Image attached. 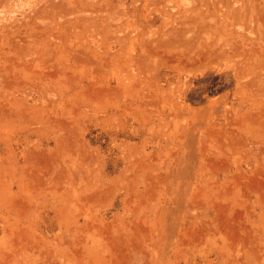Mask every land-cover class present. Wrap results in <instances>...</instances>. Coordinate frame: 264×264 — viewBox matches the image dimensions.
<instances>
[{
    "label": "rangeland",
    "instance_id": "1",
    "mask_svg": "<svg viewBox=\"0 0 264 264\" xmlns=\"http://www.w3.org/2000/svg\"><path fill=\"white\" fill-rule=\"evenodd\" d=\"M0 264H264V0H0Z\"/></svg>",
    "mask_w": 264,
    "mask_h": 264
}]
</instances>
